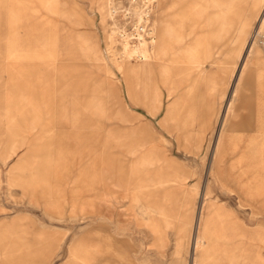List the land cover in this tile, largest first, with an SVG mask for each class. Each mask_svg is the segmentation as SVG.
<instances>
[{
  "label": "rangeland",
  "instance_id": "374dc122",
  "mask_svg": "<svg viewBox=\"0 0 264 264\" xmlns=\"http://www.w3.org/2000/svg\"><path fill=\"white\" fill-rule=\"evenodd\" d=\"M155 1L140 100L108 0H0V264H264V0Z\"/></svg>",
  "mask_w": 264,
  "mask_h": 264
},
{
  "label": "built area",
  "instance_id": "2783aa9c",
  "mask_svg": "<svg viewBox=\"0 0 264 264\" xmlns=\"http://www.w3.org/2000/svg\"><path fill=\"white\" fill-rule=\"evenodd\" d=\"M155 3V0H108L110 28L121 48H133L153 37ZM262 40L264 43V37Z\"/></svg>",
  "mask_w": 264,
  "mask_h": 264
},
{
  "label": "bare ground",
  "instance_id": "6f19581e",
  "mask_svg": "<svg viewBox=\"0 0 264 264\" xmlns=\"http://www.w3.org/2000/svg\"><path fill=\"white\" fill-rule=\"evenodd\" d=\"M227 21H228V19H224V20H222L221 21V29H222V27L223 26H225L226 24H227ZM262 27L264 28V19H263V24H262ZM139 46H142L141 48V53H144L145 52V62L141 65V66H139L138 68H140L139 69V71L142 73V75L144 74L145 76H146V78L148 77V78H150V70H151V66H152V64H153V55H152V53L150 54V55H148V50H147V48H146V46H145V41H142V42H140V44H139ZM127 47V46H126ZM128 48V47H127ZM134 49L133 50H135V52H139V48L140 47H138V46H135V47H133ZM129 49V48H128ZM132 50V51H133ZM144 51V52H143ZM128 53V52H127ZM131 54V53H130ZM132 55V54H131ZM259 55H260V53H259ZM154 61L155 62H157L155 59H154ZM168 71H166V73H167ZM156 90V89H155ZM144 92H146V89H144ZM156 92V91H155ZM155 92H153V93H155ZM143 162H145L144 160H143ZM226 239V236H221V238L220 239ZM198 243L199 242H197L196 244H197V246H198ZM208 254L209 253V249H208V242L206 243V247H205V254ZM225 253L226 254H229V252L227 253V250H225ZM204 259H206V260H208L209 259V256H207V255H205V257H204ZM219 261V260H218ZM230 264H234V262H233V258L232 257H230Z\"/></svg>",
  "mask_w": 264,
  "mask_h": 264
},
{
  "label": "crops",
  "instance_id": "0c3cea01",
  "mask_svg": "<svg viewBox=\"0 0 264 264\" xmlns=\"http://www.w3.org/2000/svg\"><path fill=\"white\" fill-rule=\"evenodd\" d=\"M139 67V66H138ZM138 67H136L135 69V71H133L135 74H136V76L140 79V88H141V96H140V100H141V98H142V94H145V93H147V92H144V89H145V87L146 86H152V81L151 80H153V71H152V66H151V70H150V78H146V76L143 74L142 75V73L139 71V69L140 68H138ZM128 67H126V69H127ZM134 68V67H133ZM162 78V77H161ZM148 81H150V82H148ZM135 105H137V103H135Z\"/></svg>",
  "mask_w": 264,
  "mask_h": 264
}]
</instances>
